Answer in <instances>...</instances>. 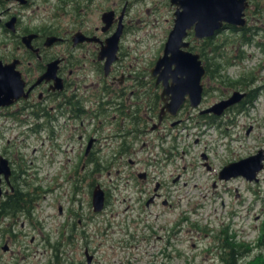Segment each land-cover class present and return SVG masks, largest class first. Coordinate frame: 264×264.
<instances>
[{"label": "rangeland", "instance_id": "rangeland-1", "mask_svg": "<svg viewBox=\"0 0 264 264\" xmlns=\"http://www.w3.org/2000/svg\"><path fill=\"white\" fill-rule=\"evenodd\" d=\"M79 1L80 21L85 27L90 28L102 24L100 16L103 11L115 9L118 13L125 3H128L125 10L128 31L120 43L121 51L126 53L123 64L127 72L139 71L143 75L142 78L150 80L152 78L150 69L162 54L163 44L172 27L174 5H171L169 0ZM256 1L259 2L258 6L253 3ZM249 3L250 7L247 9L248 12L246 11L247 25L263 24L262 30L253 35L252 43L240 45L239 34H233L228 30L221 31L212 41L228 43L222 48L225 59H220V63L225 65L222 71L225 76L236 79L241 75H248L247 77L251 75L255 79L251 83L252 87L263 86L262 90L252 105L246 106L247 110L244 113L238 114L236 110L230 108L231 110L223 116H216V120L206 124L200 116H194L197 114L196 110L192 111L186 107L182 108L174 119L165 122L166 126L172 125V129L167 128L170 133L162 137L160 147L168 149L170 144L173 145L175 157L172 164L164 167L160 179L169 187L172 195L169 198L177 206L176 211L160 203L144 209L141 216L149 223L155 224L156 231L162 236V239L151 240L149 242L151 247L145 248L138 241V236L142 232V222L135 211L138 207L143 209V206L142 202L135 200L138 192L132 188V183L129 185L126 182V173L130 169L138 170L140 166L129 165L124 160L122 168L101 169L94 174L93 178L110 191L109 199L112 204L97 214L94 222L86 224L90 235L94 237L91 246H95L96 260L93 264H219L212 260L218 257L219 249L212 246L210 238L204 236L203 231L199 233L191 231L190 229L194 227L192 223H197L201 228L207 226L214 232L221 228L222 223L229 225L227 232L234 235L232 240L245 243L250 248L247 257L239 263L264 264L262 239L264 230L261 229V220L264 219L261 218L264 215V168L258 173L257 182L247 181L241 176L226 181L218 179V171L226 163L264 149V47L261 44L264 43V5H261L264 4V0H250ZM37 5L39 8L35 10L36 14L44 13L42 4ZM187 40L190 41V45L198 43L189 36ZM239 54H242V58L233 59ZM228 57L234 64L225 63ZM202 82L205 93L199 110L226 97L234 90L206 77ZM191 115L192 119H188ZM1 119L2 116L0 126L3 134L0 137V150L3 147L17 150L22 155L23 163L32 168L30 171L35 176L32 181L40 188L39 210L36 214L40 220L43 215L45 227L42 232L52 231L50 234H54L53 241L62 220L58 213V205H70L72 184L68 179L72 178L69 175L73 173L74 167L79 169L75 163L79 156L78 139L72 137L70 140L66 135L64 138L59 136L57 139L54 138L57 145L48 146L50 139L43 140L42 134L31 136L26 133L28 135L26 136L24 123L10 128L9 123ZM228 119L231 123L227 122ZM218 123L221 124L219 128ZM105 140H101L103 149L97 154L103 162L113 155ZM157 150L160 152L157 154L158 161L164 162L163 151L156 148L154 152ZM129 156L134 161L138 158L145 160L146 154L138 152ZM172 179H176L177 182H172ZM73 207L76 208V204H73ZM132 207L135 211L131 210ZM159 210L162 213L159 221L167 227L166 230L169 229V222L173 217L177 216L179 223L181 222L178 241L176 238L172 245L166 242L164 229H157L156 223L159 221L154 220L153 214L160 213ZM233 211L236 214H232ZM79 215L86 222L87 214ZM129 215L136 218L132 220L134 222L130 221V224H127L126 216ZM184 215L188 217V222L184 221ZM19 222L16 223L17 230ZM31 235L35 237L33 243L29 242ZM21 238L23 242L10 246L11 252L0 251L5 263L57 264V260L52 259V250L48 246L38 245L41 238L38 231H31L29 235ZM191 242L195 243L194 247ZM210 246L212 248H209ZM163 248L168 256H165L164 252L159 254ZM59 257L61 259L62 254ZM63 257L84 260L83 254L80 255V251L72 249L70 245H65Z\"/></svg>", "mask_w": 264, "mask_h": 264}, {"label": "flooded vegetation", "instance_id": "flooded-vegetation-1", "mask_svg": "<svg viewBox=\"0 0 264 264\" xmlns=\"http://www.w3.org/2000/svg\"><path fill=\"white\" fill-rule=\"evenodd\" d=\"M79 2V0H25L21 3L17 0H0V62L2 65L14 64V70L19 72L23 83L22 96L16 100L11 98L13 100L7 105H0V117H3L1 120L9 123L10 128L24 123L26 136L27 134L31 136L42 134L43 140L50 139L48 146L57 145L55 139L59 136L64 138L66 135L70 140L76 137L79 148V156L75 160L79 169L74 167L73 173L69 175L72 178L68 179L72 184L69 195L70 205H58V213L62 220L53 241L54 234H50L52 231L42 232L45 227L43 215L40 220L36 214L39 210L40 195L34 200H28L19 211L13 214L14 216L1 215L4 208L13 202L9 197L18 182L27 180L31 188L33 185L36 187L39 185H35L36 182L32 181L35 178L30 171L32 168L23 163L21 153L11 147H3L0 150V158H5L10 167L8 178L1 174L0 180V251L11 252V245H18L23 242L21 237H26L29 232L36 230L41 234L38 245L48 246L53 253L52 259L57 260V264L60 262L61 264L67 262L68 264H93L96 260L95 246H91L94 237L90 235L86 224L94 222L97 214L102 213L106 206L112 204L108 188L93 178L98 168L119 169L124 166V160L129 165L140 166L138 170L130 169L126 173V182L129 185L132 183V188L138 192L135 200L142 202L143 209L138 207L135 211L132 207L131 210L141 217L142 232L138 236V241L145 248L151 247L149 245L151 240L162 239V236L156 231L155 224L149 223L141 216L144 209L160 203L176 211L177 206L169 198L172 196L169 187L160 179L164 167L174 162V146L170 144L168 149H165L160 147V144L162 137L170 133L167 128L172 129V125L166 126L165 122L168 119H174L181 110L175 116L166 112L159 121V111L162 105L161 82L156 83V78H153L152 82L148 83V87H152V98L157 101L154 112H150L147 105L150 99L146 94L140 72L130 73L125 70L123 59L126 53L121 51L120 43L121 38L128 31L125 12L128 3L126 2L118 13L115 9L102 12L112 11L107 26L100 16L102 24L90 28L85 27L80 21ZM257 2H253L254 5L258 6L259 2ZM37 4H42L44 13L36 14L35 10L39 8ZM33 5L35 8H32ZM249 7L250 3L245 10V24L235 27H239L237 34L247 29L251 32L253 39V35L262 30L263 24L247 25L246 11ZM76 9H78L77 12ZM117 27L121 30L117 56L106 72L107 57H102L100 51L105 40L114 33ZM230 27L231 25L224 23L222 28L215 30L209 38H217L216 36L224 30L231 31ZM78 32L83 34V40L74 42L75 33ZM28 35H31V38L27 45L24 39ZM188 36L194 41L208 39L196 38L192 30L188 32ZM50 37H55L56 40L47 45L46 42ZM52 62L56 63L53 65L54 71L47 72ZM199 115L201 114L197 113L194 116ZM1 128L0 126V137L3 134ZM102 139H106L105 143L109 145L107 147L112 149L113 153L105 162L98 159L97 155L103 149ZM156 148L163 151V159L166 162L158 161L157 154L160 152L158 150L154 152ZM138 152L140 154L145 152V160L130 159L129 155ZM18 163L22 164L20 166L23 168L22 172H18ZM80 170L82 172H79ZM172 182L176 183L177 180L172 179ZM98 190L102 191L103 205L101 210L95 211L93 196ZM73 204H76V208ZM159 212H153L155 221H159L162 216L161 210ZM78 214H87L86 222ZM135 218L136 216L132 218L131 215L126 216V223L134 222L132 220ZM261 218H264V215ZM187 219L188 217L184 215L185 222ZM17 221H20L18 230L16 229ZM169 223L167 230L162 222L159 221L156 224L158 230L164 229L166 242L172 245L181 230L179 227L181 222L179 223L178 217L175 216ZM192 224H194V230L190 229L191 231L198 233L203 231L204 236L207 235L210 238L212 246L219 249L218 257L212 260L219 264H226L225 258L221 256L225 241L222 229L224 225L222 224L223 227L214 232L207 226L201 228L197 223ZM183 225L184 223L181 226ZM262 227H264V219L261 220V229ZM228 235L231 239L234 238L233 234ZM34 241L35 237L31 235L29 242ZM191 243L194 247L195 243ZM65 245L79 250L84 260L63 257ZM172 248L175 250L173 246ZM163 252L165 256H168L165 248L159 254ZM61 254V259L60 257L55 258ZM2 259L0 255V264H7Z\"/></svg>", "mask_w": 264, "mask_h": 264}, {"label": "water", "instance_id": "water-1", "mask_svg": "<svg viewBox=\"0 0 264 264\" xmlns=\"http://www.w3.org/2000/svg\"><path fill=\"white\" fill-rule=\"evenodd\" d=\"M17 1L25 2V0ZM170 3L175 6L173 24L164 42L162 54L151 68V75L156 77V83L162 84L163 104L159 121L165 112L175 115L186 100L191 107H196L202 99L201 80L206 70L200 55L189 49L190 42L186 40L188 32L192 30L196 38L202 39L212 36L215 30L222 28L224 23L243 26L245 9L248 6V0H170ZM111 16L112 11L102 13L101 20L105 21L106 26ZM120 34V27H117L101 47L100 55L107 57L106 72L117 56ZM82 35L81 32L75 33L73 41H82L84 37ZM29 38L31 35L24 39L27 45L30 43ZM48 39L47 45L56 40L55 37ZM55 64V62L49 64L47 72L54 71ZM22 90L23 83L19 72L14 70V64L2 65L0 62V105L9 104L13 100L11 98L18 99L22 96ZM245 94V92L233 91L227 98L215 102L202 112L221 115L226 108L239 102ZM263 159L264 152L260 149L255 154L230 162L221 168L219 179L243 176L249 181H256V174L263 167ZM1 174L5 178H8L10 174L8 162L2 157L0 158V180ZM93 205L95 211L101 210L103 205L101 190L94 192Z\"/></svg>", "mask_w": 264, "mask_h": 264}, {"label": "trees", "instance_id": "trees-1", "mask_svg": "<svg viewBox=\"0 0 264 264\" xmlns=\"http://www.w3.org/2000/svg\"><path fill=\"white\" fill-rule=\"evenodd\" d=\"M239 27L231 26L230 32L233 34H237V29ZM238 41L240 45L243 44H250L252 43V37L251 32H249L247 29H243L240 33H238ZM264 47V43H261ZM228 45L226 41H221L220 43H217L215 41H212V38L205 39L203 41H199L197 44H191L190 49L194 52L199 53L200 58L204 64L206 73L205 76L207 79L216 80L215 83L221 84L224 87L230 88V89H238L240 91H245L246 95L242 98V100L231 107V109L236 110L237 112L243 111L246 108V106L252 105V103L255 101L256 97L258 96V93L263 86H257L252 87L251 83L253 82L254 77L250 75V77H247L246 75H241L236 79H230L229 77L225 76V74L222 73L224 64L220 63V59H225L223 57V47ZM242 58V54L235 55L233 59H240ZM226 64H231L233 62H230L229 57L226 59ZM234 64V63H233ZM140 76H143L142 73H140ZM150 80L146 81V79L142 78L145 88H146V94L149 95L150 101L148 102V110L150 112H154L156 108V99L153 97V92L151 90L152 87H148V83L152 82ZM148 89V91H147ZM205 93V90H204ZM230 109V110H231ZM201 118L205 119H211L210 122H213L215 120V116L213 114L208 115H201ZM213 118V119H212ZM100 159V158H98ZM100 161V160H99ZM18 172H22L23 168L21 163H18ZM98 171L101 169L98 168ZM31 184L25 180L22 182H18L17 185L14 186V190L12 191V194L9 198L13 201L10 206L8 205L6 208H4V212L1 213V215H11L19 211L21 206H23L25 203L28 202L30 199H36L40 194L39 187H36L33 185V187H30ZM31 189V190H30ZM28 197V198H26ZM29 212V211H28ZM224 233V250H222V257L225 258L226 264H242L239 263L243 261V258L245 259L247 255L250 252V248L245 243H238L236 241H233L231 239V236L228 235V230L223 229ZM263 242V241H262ZM261 243V240H260ZM258 243V245L260 244ZM59 256H56L55 258H58Z\"/></svg>", "mask_w": 264, "mask_h": 264}]
</instances>
